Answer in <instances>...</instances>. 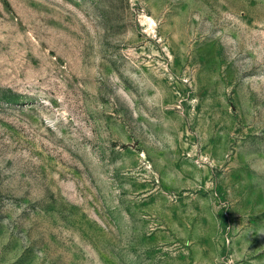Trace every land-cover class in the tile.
<instances>
[{
    "label": "rangeland",
    "instance_id": "1",
    "mask_svg": "<svg viewBox=\"0 0 264 264\" xmlns=\"http://www.w3.org/2000/svg\"><path fill=\"white\" fill-rule=\"evenodd\" d=\"M0 264H264V0H0Z\"/></svg>",
    "mask_w": 264,
    "mask_h": 264
}]
</instances>
